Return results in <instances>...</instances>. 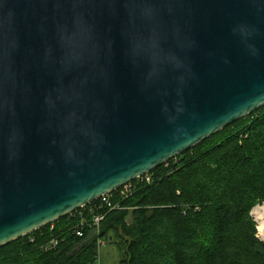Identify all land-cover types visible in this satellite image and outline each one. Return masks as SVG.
<instances>
[{
    "label": "water",
    "instance_id": "1",
    "mask_svg": "<svg viewBox=\"0 0 264 264\" xmlns=\"http://www.w3.org/2000/svg\"><path fill=\"white\" fill-rule=\"evenodd\" d=\"M264 105V0H0V247Z\"/></svg>",
    "mask_w": 264,
    "mask_h": 264
},
{
    "label": "trees",
    "instance_id": "2",
    "mask_svg": "<svg viewBox=\"0 0 264 264\" xmlns=\"http://www.w3.org/2000/svg\"><path fill=\"white\" fill-rule=\"evenodd\" d=\"M149 174L98 234L75 211L0 247V264H95L99 238L117 264H264L249 216L264 200V105Z\"/></svg>",
    "mask_w": 264,
    "mask_h": 264
},
{
    "label": "built area",
    "instance_id": "3",
    "mask_svg": "<svg viewBox=\"0 0 264 264\" xmlns=\"http://www.w3.org/2000/svg\"><path fill=\"white\" fill-rule=\"evenodd\" d=\"M151 181V175L149 173H145L136 179L122 185L121 187L108 192L106 194L101 195L97 199L91 201L90 203L80 207L79 209L75 210L76 213L80 217V224L81 225H87L89 229H91V233L98 234L100 231V225L103 219L105 218L108 211L113 209H120L122 206H120L119 201H115L116 195L118 198L123 199L127 196L131 195V193L137 188L138 185L144 184V183H150ZM116 191V193H115ZM197 209V207H196ZM75 211L69 213L70 215L73 214ZM85 214H88V218ZM251 216L254 217V219H259L260 222L264 220V203L262 205L256 206L254 209L250 212ZM257 236L260 239L264 238V230L260 229V225L257 226ZM76 234L78 236H82L83 232L82 230L78 229L76 231ZM102 238L98 239L97 245L101 246L102 243H104ZM57 245L56 240H51L48 244L44 246L45 249L52 248ZM95 264L99 263V258H96Z\"/></svg>",
    "mask_w": 264,
    "mask_h": 264
},
{
    "label": "rangeland",
    "instance_id": "4",
    "mask_svg": "<svg viewBox=\"0 0 264 264\" xmlns=\"http://www.w3.org/2000/svg\"><path fill=\"white\" fill-rule=\"evenodd\" d=\"M264 203V200H261L257 202L249 211V216L251 217L254 227H255V237L259 239L261 242L264 243V238L260 239L257 236L258 230L257 226L260 225V220L259 219H254V217L251 216L250 212L252 209H254L258 205H262ZM127 221L130 222V217L127 218ZM114 240V238H113ZM104 243H102L101 246H98L97 254L96 257L99 258V263L100 264H117L118 260L121 256L120 250L117 248V246L113 243H109L107 240H104Z\"/></svg>",
    "mask_w": 264,
    "mask_h": 264
},
{
    "label": "bare ground",
    "instance_id": "5",
    "mask_svg": "<svg viewBox=\"0 0 264 264\" xmlns=\"http://www.w3.org/2000/svg\"><path fill=\"white\" fill-rule=\"evenodd\" d=\"M260 229L264 230V220L260 222Z\"/></svg>",
    "mask_w": 264,
    "mask_h": 264
}]
</instances>
